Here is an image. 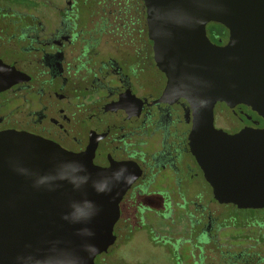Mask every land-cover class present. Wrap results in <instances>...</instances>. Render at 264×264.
<instances>
[{
  "label": "flooded vegetation",
  "instance_id": "obj_1",
  "mask_svg": "<svg viewBox=\"0 0 264 264\" xmlns=\"http://www.w3.org/2000/svg\"><path fill=\"white\" fill-rule=\"evenodd\" d=\"M145 17L142 0H0V132L129 179L93 264H264V207L214 199L189 145L192 108L180 86L164 92ZM211 30L224 45L227 32ZM234 111L243 127L264 126L245 105Z\"/></svg>",
  "mask_w": 264,
  "mask_h": 264
},
{
  "label": "water",
  "instance_id": "obj_2",
  "mask_svg": "<svg viewBox=\"0 0 264 264\" xmlns=\"http://www.w3.org/2000/svg\"><path fill=\"white\" fill-rule=\"evenodd\" d=\"M142 1L164 92L180 86L192 108L189 145L214 199L264 207V126L245 128L234 111L242 104L264 119V0ZM207 23L225 28L224 45L210 42ZM119 171L38 136L0 132V264H93L129 183Z\"/></svg>",
  "mask_w": 264,
  "mask_h": 264
},
{
  "label": "trees",
  "instance_id": "obj_3",
  "mask_svg": "<svg viewBox=\"0 0 264 264\" xmlns=\"http://www.w3.org/2000/svg\"><path fill=\"white\" fill-rule=\"evenodd\" d=\"M210 26L212 28V30H211L212 34H217V35H225L226 34L225 28H223L221 25L216 24V23H210Z\"/></svg>",
  "mask_w": 264,
  "mask_h": 264
},
{
  "label": "rangeland",
  "instance_id": "obj_4",
  "mask_svg": "<svg viewBox=\"0 0 264 264\" xmlns=\"http://www.w3.org/2000/svg\"><path fill=\"white\" fill-rule=\"evenodd\" d=\"M128 247H131L133 249H136L138 252H140L143 255V251L139 250L137 247H139L140 245L136 242V241H132L131 244L127 245ZM137 246V247H136ZM159 258H160V254L157 257V260L159 262ZM162 264H167V260L166 257L164 256L163 258H161ZM153 264V261H150ZM157 264V263H156Z\"/></svg>",
  "mask_w": 264,
  "mask_h": 264
}]
</instances>
